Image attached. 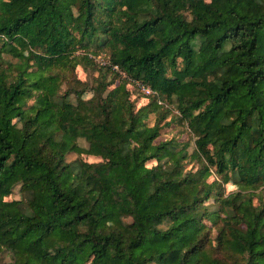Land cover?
<instances>
[{
    "label": "trees",
    "instance_id": "16d2710c",
    "mask_svg": "<svg viewBox=\"0 0 264 264\" xmlns=\"http://www.w3.org/2000/svg\"><path fill=\"white\" fill-rule=\"evenodd\" d=\"M263 185L264 0H0V264H264Z\"/></svg>",
    "mask_w": 264,
    "mask_h": 264
},
{
    "label": "rangeland",
    "instance_id": "374dc122",
    "mask_svg": "<svg viewBox=\"0 0 264 264\" xmlns=\"http://www.w3.org/2000/svg\"><path fill=\"white\" fill-rule=\"evenodd\" d=\"M22 50L25 49L23 46L21 48ZM81 53L80 51L76 52V54ZM6 57H9L6 55ZM97 60L99 59L100 61L102 60V58H96ZM67 74L69 75H75L79 80L81 81H85L87 82L89 85H92L96 82V76L97 73L96 71L91 67V66H85L83 64H71V68L69 69V71L67 72ZM132 88V87H131ZM132 94H131V98L136 102L137 105L143 104L146 102V98L142 95L144 93V95H148L149 93H146L145 90L143 89V86L140 85V87H138L137 89H133L132 88ZM170 108L172 109L170 113H172L171 115H178V110L176 108V105L171 102L170 104ZM166 121H170L168 122V124H165L162 131L168 133L169 135L173 134V135H182V138H186L187 137V133L183 132L186 128L184 126L183 123H180L177 120H170V118L168 117L166 119ZM79 144L81 146H86V143L83 139H79ZM193 149V139H190V141H188V147L187 150L191 151ZM75 157H77V155L73 152L67 154L66 158L68 160H72ZM83 158H85L87 161H95V157L94 156H88V155H82ZM194 164V163H192ZM190 163L189 166L192 165ZM236 186L233 185L232 183H227L225 185V190L226 192H230L232 190H235ZM256 193H258L260 196L264 197V185L261 186L259 189L256 190ZM21 197V194L19 192V188L16 186L13 190V194L8 197V199H18ZM255 202H257V198H255ZM0 259L2 261L8 262L10 261V255L9 253H6L5 251L0 252Z\"/></svg>",
    "mask_w": 264,
    "mask_h": 264
},
{
    "label": "built area",
    "instance_id": "2783aa9c",
    "mask_svg": "<svg viewBox=\"0 0 264 264\" xmlns=\"http://www.w3.org/2000/svg\"><path fill=\"white\" fill-rule=\"evenodd\" d=\"M143 89L145 90L146 93H151V90L149 88L143 86Z\"/></svg>",
    "mask_w": 264,
    "mask_h": 264
}]
</instances>
